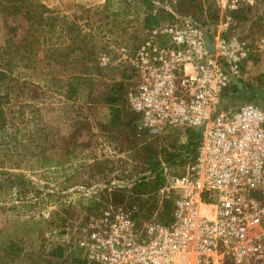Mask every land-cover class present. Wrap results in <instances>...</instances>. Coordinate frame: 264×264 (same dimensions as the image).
Instances as JSON below:
<instances>
[{
    "label": "rangeland",
    "instance_id": "374dc122",
    "mask_svg": "<svg viewBox=\"0 0 264 264\" xmlns=\"http://www.w3.org/2000/svg\"><path fill=\"white\" fill-rule=\"evenodd\" d=\"M35 1L53 21L34 26L0 6V72L7 75L0 77V107L8 124L0 134V247L19 246L18 257L1 250L0 264H80L83 230L110 207L161 221L155 168L168 165L187 141L181 133L142 129L127 106L126 72L147 36V14L172 22L175 15L208 12L214 20L217 0H149L148 7L141 0ZM235 15L253 49L245 66L254 79L244 84L250 91L263 82L256 72L264 54V0ZM237 93V104H264ZM58 247L64 253L55 259Z\"/></svg>",
    "mask_w": 264,
    "mask_h": 264
},
{
    "label": "built area",
    "instance_id": "2783aa9c",
    "mask_svg": "<svg viewBox=\"0 0 264 264\" xmlns=\"http://www.w3.org/2000/svg\"><path fill=\"white\" fill-rule=\"evenodd\" d=\"M254 3L217 0L214 20L175 15L148 29L129 59L127 106L142 129L193 131L198 144L161 169L171 220L110 207L78 240L86 264H264V104L234 102L253 52L234 14Z\"/></svg>",
    "mask_w": 264,
    "mask_h": 264
},
{
    "label": "trees",
    "instance_id": "16d2710c",
    "mask_svg": "<svg viewBox=\"0 0 264 264\" xmlns=\"http://www.w3.org/2000/svg\"><path fill=\"white\" fill-rule=\"evenodd\" d=\"M107 3H111V0H107ZM141 3L143 6L148 7L151 3L149 0H141ZM0 6L3 8V12H6V15L8 16H12V15H19V14H23V17L28 21V23H30L31 25H37V24H41L43 22L48 23L49 21H53L54 18L50 17V18H46L45 14L50 13V10L42 5V4H38L37 1L35 0H0ZM237 14V13H235ZM234 14V15H235ZM236 16V15H235ZM41 22V23H40ZM162 21L159 18V16L153 12H150L147 14V17L145 19L144 22V27L146 29H151L154 26H157L159 24H161ZM49 26L52 28L55 27V23L52 22L49 24ZM7 75L5 74V72H0V77L3 80ZM71 92L76 95L77 94V88L73 87V85L71 86ZM115 111L117 113H115ZM5 113L3 108L0 107V134L4 133L7 131L8 128V124L5 118ZM120 109L119 106L116 107L113 111H112V118L114 121H118L120 119ZM135 118L137 119V117L135 116ZM198 142V136L195 132L193 131H187V141L186 143H184L179 151L185 150V151H191V148H195L197 146ZM171 153L170 154V158L168 159V164H172L174 163V160L176 158L180 157V153ZM157 166L155 168V175L154 176H158V182L160 183L161 187L163 186L164 183V177L163 175H161V169L162 167H160V170H157ZM172 213H173V202L171 200H164L163 201V214H161V221L162 223H168L171 218H172ZM18 244L17 243H13L11 242L8 246L6 247H0V251L4 250L6 252V254H8V257L10 255L19 256V250H18ZM4 248V249H3ZM63 253H64V249L62 247H58L55 251L52 252V256L55 259L58 258H62L63 257ZM7 257V258H8ZM15 258V257H14ZM81 263L80 264H86L84 261H82V259H80Z\"/></svg>",
    "mask_w": 264,
    "mask_h": 264
},
{
    "label": "crops",
    "instance_id": "0c3cea01",
    "mask_svg": "<svg viewBox=\"0 0 264 264\" xmlns=\"http://www.w3.org/2000/svg\"><path fill=\"white\" fill-rule=\"evenodd\" d=\"M261 47H263V46H261ZM248 65H249V67H248V72H249V70H251L253 67L251 66V62ZM256 75H257V77L261 76L262 78L260 80H262L263 82L260 84L254 83V87L250 91H246L245 85H243L244 87H241V88L239 87L238 89H241V90H239V92H241V95H242L241 99L243 97H249V99H252V97H257L260 100L264 101V54H262V61L259 63ZM247 80H254V79L252 78V75L250 77L249 73L246 72V82H247ZM239 94L237 93V96Z\"/></svg>",
    "mask_w": 264,
    "mask_h": 264
}]
</instances>
